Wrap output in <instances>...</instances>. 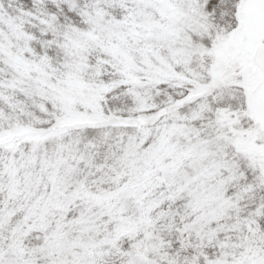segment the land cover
Instances as JSON below:
<instances>
[{"label": "snow or ice", "instance_id": "1", "mask_svg": "<svg viewBox=\"0 0 264 264\" xmlns=\"http://www.w3.org/2000/svg\"><path fill=\"white\" fill-rule=\"evenodd\" d=\"M0 264H264V0H0Z\"/></svg>", "mask_w": 264, "mask_h": 264}]
</instances>
